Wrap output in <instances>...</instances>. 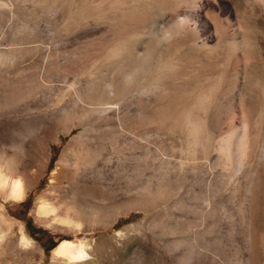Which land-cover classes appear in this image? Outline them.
I'll list each match as a JSON object with an SVG mask.
<instances>
[{
	"label": "rangeland",
	"instance_id": "rangeland-1",
	"mask_svg": "<svg viewBox=\"0 0 264 264\" xmlns=\"http://www.w3.org/2000/svg\"><path fill=\"white\" fill-rule=\"evenodd\" d=\"M257 4L255 0H0V78L9 83L18 80L25 88L35 86L11 116L26 137L18 150L26 159L36 156L21 174L27 184L24 198L0 199V264H264V110L251 118L246 103L253 96L262 102L264 93L254 95L251 89H259L262 82L255 75L241 77L242 66L241 75L233 77L234 60L225 42L229 32L241 27L237 40L243 37L244 51H239L238 62L246 61L251 71L264 77V13H256ZM238 5L248 15L236 12ZM174 21L176 37L159 45L158 32ZM186 26L193 27L192 35L185 33ZM134 30L139 32L136 40L128 36ZM148 46L147 54L138 55ZM116 49L123 52L112 55ZM133 65L136 87L131 96L66 133L80 117L75 110L83 97L96 87L112 91ZM84 68L88 71L81 73ZM212 94L215 105L207 111L208 120L212 118L206 126L216 140L211 139L206 156L195 146L199 164L190 165L196 160H187L178 107L182 101L189 106L192 97ZM184 96L186 100H181ZM200 111L195 109L193 115ZM243 125L250 126L246 130L260 142L244 146L239 137ZM13 133L19 131L0 127V137L10 140L6 146L11 147ZM107 133L103 158L85 177L88 185L97 187L91 180L103 176L111 199L85 196L74 202L75 214L69 218L38 213L39 197L51 203L58 191L65 193L66 182L58 186L50 179L68 141L75 136L73 148L89 142L99 146L97 138ZM35 138L38 143L32 149L30 141ZM218 139L229 141V150L215 149ZM23 233L28 240L22 239ZM63 239L83 243L86 258L71 263L55 258L52 250Z\"/></svg>",
	"mask_w": 264,
	"mask_h": 264
},
{
	"label": "bare ground",
	"instance_id": "bare-ground-1",
	"mask_svg": "<svg viewBox=\"0 0 264 264\" xmlns=\"http://www.w3.org/2000/svg\"><path fill=\"white\" fill-rule=\"evenodd\" d=\"M255 1L258 3L257 6H256V10H255L256 13L258 12V15H260V13H264V0H255ZM235 9H236V12H239L240 13V15L247 14V12H245L246 9L243 8V7H241V6H239V5L236 6L234 8V10ZM216 27H218V26H216ZM239 28L241 29V27H236V29H234L232 31L230 30L231 32H229L228 35L231 34V36H228L227 35V40H225V42L227 43V45L229 47L227 49V51L229 52V56H230V58H232V61L234 60V64H233L234 65L233 66V69L234 70H233V74L232 75H233V77L235 79H236L237 76L239 77V75H241V74H239V69H240V66H242V71L243 72H242V76L241 77H246L248 75H251V76L252 75H255L256 76L255 79L257 81H259V82H262V86L261 87L259 86L260 87L259 89H256V87L255 88H252L251 91L254 92V95L257 94V92L258 93L260 92L262 94V93H264V77H261L256 72L251 71L249 69L251 67L248 68L246 61H243L244 64H239V62H238V54H239V51H242V52L244 51V48H243V45H242L243 44V41H244L243 40V37L240 36V40L239 41L237 40V33H239ZM180 29H181V27H180ZM185 29H186L185 30V33L187 35H189V36L192 35V33H193V27L188 26ZM214 30H216V29H214ZM177 31H178V23L175 22V21L174 22H171L168 26H166L165 29L163 28L161 31L158 32L157 43L159 45L166 44L167 39H169L172 35H174L175 33H177ZM183 34H184V32H183ZM128 36H129V38H133V40H136L137 37L139 36V32L137 30H134ZM175 37H176V34H175ZM224 37L226 39V36H223V38ZM186 38H187V36L185 37V39ZM170 39L172 40V38H170ZM187 39H189V38H187ZM191 40L195 41V39H191ZM220 40H222V38ZM222 41H223V44H224L225 43L224 40H222ZM222 41H221V43H222ZM182 42H183V40H182ZM184 44H186V43H184ZM217 44H216V41H215V44H214L215 48H216V45ZM223 44H220V42H219L220 47ZM170 45L172 46L171 43H170ZM177 45L178 46L179 45L182 46V43L177 44ZM224 45H226V44H224ZM178 46H174V48H176ZM143 47H144V45H143ZM212 48H214V47H212ZM215 48H214V52L217 51ZM225 48H226V46H225ZM149 49H151V48H149V46H148V47H145L142 51H140V53H138V52L137 53H138V55L139 54L141 55V53H142V55L143 54H147L148 51H149ZM222 50H225V49L222 48ZM122 52H123V50L121 51V49H116V50L112 51V55H119ZM134 53H136V52H134ZM248 58H251V56L248 57ZM255 58H258V56H256ZM220 59H221V57H220ZM258 60H259V58H258ZM255 61H257V60H255ZM230 64H232V63H230ZM255 65H256V63H255ZM219 68H223V67H221V65H220ZM125 69L127 70V68H125ZM262 69H261V71H259V72H261V74L263 73L262 72ZM64 70L68 72L70 69H67V68L64 67ZM80 71H81V73H86L88 71V68L87 69L84 68V69H82ZM220 72H221V70H220ZM214 74H216V73H214ZM219 76H220V74H219ZM226 76L229 77L228 74ZM1 78H0V127L3 126V125L10 126V128H13V129L18 130L19 133L17 134L18 136L16 134H14V133L11 134V144H10L11 147H9L8 145L7 146L5 145L6 143L10 142V140H6V138H4V140H3L0 137V143L1 142H4L3 143L4 146L3 147L0 146V199L17 202V201H21L24 198V196L26 194V188H27V184L24 183L23 178L21 177V174H22L23 171L27 170V168L31 164H33L36 161V156L34 154H31L29 156V159H26L25 156L22 155V153H20L21 151L18 150L20 147H22L25 144L26 137L24 136V132L21 131V125L19 124L17 118L12 117L11 116L12 115L11 113L14 112L17 109V107H19L20 105H23L24 102H26V100H27L26 96L28 95L27 92H30L31 93L32 91H34L35 90V86L30 83V85H28V88H25V86H23L22 84H20V81H18V80L17 81H14L12 83L11 82L9 83V82L4 81V79H1ZM117 78H118V76H117ZM135 78H136V69H135V65H133V67L130 68L129 71H127L124 74V76L122 77V79H120V80L118 79L119 81L116 84L113 85L111 83L114 86V88L112 87L113 88L112 91H108L107 89H103V88L96 87V89L93 91V93H91L90 95H88L86 97H83L82 102H81V100L80 101L78 100L79 102H81V106H78V109H76L75 111L78 114V116H80V117H78L79 119L77 121H75V123H73L71 127L67 128L66 133L69 132L70 128H72V127H82V126L88 125L90 123V117L94 113H100V112L102 113V111H106L108 108L113 107V105H115L118 101L122 100L124 97H126L128 95L130 97L131 96V93L133 92V90L136 87V85H135ZM224 78H225V76H223V78L220 77V79H222V80ZM220 79H219V83H220ZM229 79H232V78H229ZM66 81H68V80H66ZM233 81L234 80H232L231 83H233ZM222 82L220 83L221 86H222ZM235 82H236V80H235ZM216 84H217V81H216ZM220 84H218V85H220ZM71 85H72V83L70 82V83L67 84V87L69 88ZM235 86L233 85V87H235ZM229 87H231V86H229ZM217 88H220V87L215 86L214 89L216 90ZM226 89H227V87H226ZM218 90L220 92L221 89H218ZM227 91H228V89H227ZM62 93H64V92H62ZM216 93H217V96H218V92H216ZM220 93H219V95H220ZM33 94H35V93H33ZM247 94L249 95V93H247ZM181 95H183V93ZM212 96H213V94H212ZM212 96H210V98L208 96H202V95H199L196 98H193L192 97V100L190 99L191 102H187V103H190L189 106L185 104L186 102L179 101V102H181V104H180V106L178 108H180L179 111L182 113L181 115H182L183 120H184L183 126H184V129H185V134H186V138H187V141H186V143H187V146L186 147L187 148H186V150L185 149L184 150L188 154V159L187 160L190 159L191 162L193 160L198 159V157L196 156L197 151L195 149V146L198 145V147H200V150L199 151H201L204 154V155L202 154V156L208 155V153H209L208 152V147H211L210 146L211 145V139H212V134L211 133L214 134V131L212 130L213 132H211V131L209 132L207 130V126H206L207 123L206 122H208L212 118V117H210V119L208 120V117L209 116L207 115V111L213 109L214 108V105H215V103H214L215 98H214V96L213 97ZM253 97L251 98L253 100L250 99V100L246 101V103L248 105V108H249V114L248 115H250L251 118H253V116L255 115V113H257L258 115L263 114L262 112L264 110V108H263V105H264L263 100L264 99L262 100V102H260V101L257 100L260 97H258L257 99H254ZM184 98H185V96L182 97V99L181 98L180 99L183 100ZM217 99H219V98H217ZM185 100H186V98H185ZM62 101H63V96H61L57 100V102H55L53 108L56 110L57 109L56 107L60 106V104L62 103ZM179 102H178V104H179ZM77 104H79V103H77ZM76 107H77V105H76ZM215 108H217V107H215ZM195 109L201 110L202 113L200 111V114L193 115V112H194ZM212 111H214V110H212ZM55 115H56L55 117L57 118L58 117L57 113H55ZM165 117L167 119L168 116H165ZM262 119L260 120V122L262 121ZM163 120H164V117H163ZM256 122H257V120H256ZM164 123H166V122H164ZM176 124H177V121H176ZM244 125H243V128H244L243 129V132L239 136L240 139L242 138L241 141H243V140L244 141L243 142L240 141V142L244 146H248V144H250V143L260 142L257 139H256L257 142L255 141V138H254L255 137V134H249L248 131L246 130V128L247 127H250V126H247L246 127ZM255 126H257V125H255ZM258 128L259 127L257 126V128H255V129L258 130ZM257 130L255 132H257ZM252 132H253V130H252ZM261 132L262 131H260L259 134H261ZM111 134H113V133H111ZM107 136H108V133L106 135H104V137L102 136L100 138H97V141L99 142V146L95 144L96 142L94 144L92 142H89V143H85L84 145H81V146H79L77 148H73L71 145H73L72 143H73V140H74L75 136L72 137L68 141V143L65 145V147L63 148V150H62V152H61V154L59 156V159L57 161V165H56L55 169L52 171V173H51V179H50L52 183H56V185H58V186L66 182L67 183V186H66V189H65V193L64 192L63 193H60L58 191V194H57L56 199H54L51 203H48L46 201L47 199L45 200V199H42V197H39L38 198V201H37V203H38L37 212L38 213L44 214V216H48V217L50 216L51 219H57V220L60 219V218L63 219L65 217L66 218H69L70 216H73L75 214L74 213V210H75V207H76L75 205L76 204L74 202L80 200L81 198H83L85 196H92L94 194H99V195L101 194L102 196H105V197L111 199L112 196H110L109 194H106L107 191H105V188H104V179L102 178L103 176L102 177L93 178L91 180L92 182L94 181V182H96L98 184L97 187L94 186V185H92V184L91 185H88L89 184L88 183V179H86L87 177H85V174H88V172H91L92 173V171L95 170V168L97 166V163L100 162L99 160H101L103 158V156H102L103 143L102 142H103V139H106L107 138ZM259 136L261 137V135H259ZM256 138H259V137L256 136ZM261 139H262V137L260 138V140ZM17 140H18V142L16 143ZM212 140L215 141L216 140V137H215V139L213 138ZM37 143H38V138L32 139L30 141L31 148L34 149V146H36ZM255 143H254V145H255ZM214 145L212 144V148H213ZM258 145H259V143H258ZM241 147L243 148V146H241ZM229 148H230L229 141H225L223 139H218V143H217V146H216L215 149H218V150L219 149L220 150H229ZM254 148H253V151H254ZM204 159H206V158H204ZM186 161H183V162H186ZM187 162L189 163L190 161H187ZM197 162L198 161L196 160L194 164L192 162V164H190V165H194L195 166V164H197ZM201 163L203 164V162H201ZM198 164H199V162H198ZM202 164H200V166ZM181 165H183V164H181ZM183 168L185 169L186 167L183 166ZM196 169H199V168H196ZM196 169L194 168V172H196ZM196 174H198V173H196ZM195 178H196V175H195ZM97 208L95 207L94 208V211H95V209L97 210ZM92 211H93V208H92ZM195 224H197V222ZM261 228L264 229V226H262ZM22 239L28 240V238L25 236L24 233L22 234ZM82 244L83 243H76L74 240H71V239H63V240H61L53 248L52 254H53V256L55 258H62V259H65L67 262H70V263L71 262L81 261V260H84V257L85 256H87L86 251L84 250L85 248L83 247ZM193 248H194V246H193ZM81 253H82V255H81Z\"/></svg>",
	"mask_w": 264,
	"mask_h": 264
},
{
	"label": "trees",
	"instance_id": "trees-1",
	"mask_svg": "<svg viewBox=\"0 0 264 264\" xmlns=\"http://www.w3.org/2000/svg\"><path fill=\"white\" fill-rule=\"evenodd\" d=\"M49 249H51V247L50 248H47V250H49Z\"/></svg>",
	"mask_w": 264,
	"mask_h": 264
},
{
	"label": "clouds",
	"instance_id": "clouds-1",
	"mask_svg": "<svg viewBox=\"0 0 264 264\" xmlns=\"http://www.w3.org/2000/svg\"><path fill=\"white\" fill-rule=\"evenodd\" d=\"M81 255H82V253H81Z\"/></svg>",
	"mask_w": 264,
	"mask_h": 264
}]
</instances>
